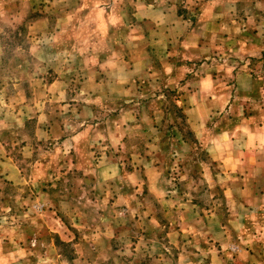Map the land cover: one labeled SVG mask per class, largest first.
I'll return each instance as SVG.
<instances>
[{
	"label": "clouds",
	"instance_id": "clouds-1",
	"mask_svg": "<svg viewBox=\"0 0 264 264\" xmlns=\"http://www.w3.org/2000/svg\"><path fill=\"white\" fill-rule=\"evenodd\" d=\"M261 180L264 0H0V264H264Z\"/></svg>",
	"mask_w": 264,
	"mask_h": 264
},
{
	"label": "rangeland",
	"instance_id": "rangeland-1",
	"mask_svg": "<svg viewBox=\"0 0 264 264\" xmlns=\"http://www.w3.org/2000/svg\"><path fill=\"white\" fill-rule=\"evenodd\" d=\"M26 130H29V131H30V125L27 126ZM260 185H261V186H264V180H261V181H260Z\"/></svg>",
	"mask_w": 264,
	"mask_h": 264
},
{
	"label": "crops",
	"instance_id": "crops-1",
	"mask_svg": "<svg viewBox=\"0 0 264 264\" xmlns=\"http://www.w3.org/2000/svg\"><path fill=\"white\" fill-rule=\"evenodd\" d=\"M259 184H260V181H259Z\"/></svg>",
	"mask_w": 264,
	"mask_h": 264
}]
</instances>
